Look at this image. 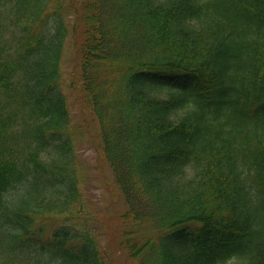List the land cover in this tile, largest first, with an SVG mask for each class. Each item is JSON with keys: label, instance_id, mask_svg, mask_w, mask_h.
Segmentation results:
<instances>
[{"label": "trees", "instance_id": "trees-1", "mask_svg": "<svg viewBox=\"0 0 264 264\" xmlns=\"http://www.w3.org/2000/svg\"><path fill=\"white\" fill-rule=\"evenodd\" d=\"M68 34L95 131L71 129ZM76 134L129 260L264 264V0H0V264H104Z\"/></svg>", "mask_w": 264, "mask_h": 264}, {"label": "rangeland", "instance_id": "rangeland-1", "mask_svg": "<svg viewBox=\"0 0 264 264\" xmlns=\"http://www.w3.org/2000/svg\"><path fill=\"white\" fill-rule=\"evenodd\" d=\"M61 70L69 102L71 129L76 133L78 126L86 125L89 130L95 131L97 125L94 118L75 102V93L67 87L75 71L72 37L69 34L63 47ZM164 96L165 90H162L160 97ZM82 117L86 123L82 122ZM74 136L75 157L79 165L80 189L85 203V211L77 221L82 222L85 219L88 227L98 226V237L96 238L98 246H96L99 248L100 254H104L106 257L104 264H137L127 258L114 238L113 229L117 226H115L118 222L117 214L123 210V205H121L120 198L116 194L114 195L111 190L109 185L111 184L110 173L104 164L101 165L98 162L91 140L79 134ZM92 141L94 142L93 138ZM62 220V217L52 219L47 225L44 237L48 238L53 229L63 222ZM224 264H234V262L230 261Z\"/></svg>", "mask_w": 264, "mask_h": 264}]
</instances>
